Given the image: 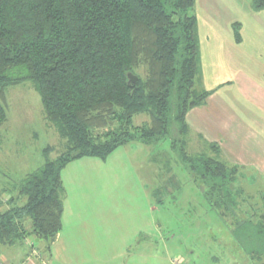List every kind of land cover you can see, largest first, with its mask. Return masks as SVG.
Listing matches in <instances>:
<instances>
[{
	"label": "trees",
	"instance_id": "1",
	"mask_svg": "<svg viewBox=\"0 0 264 264\" xmlns=\"http://www.w3.org/2000/svg\"><path fill=\"white\" fill-rule=\"evenodd\" d=\"M195 1L0 0V126L7 117L5 90L31 82L45 120L64 141L55 159L19 185L25 203L16 206L12 198L0 212L1 246L33 237L48 250L61 230L62 169L81 158L104 160L132 142L167 140L189 177L215 193L223 188L234 207L227 184L232 186L236 173L217 159L218 147L211 145L213 155L193 156L181 144L187 113L210 95L197 87V19L189 14ZM251 8L263 11L264 0H251ZM140 66L144 78L137 75L130 84L128 74L135 76ZM137 115L149 123L134 127ZM201 193L221 218L214 194ZM233 219L236 251L264 260V209L245 221Z\"/></svg>",
	"mask_w": 264,
	"mask_h": 264
},
{
	"label": "crops",
	"instance_id": "2",
	"mask_svg": "<svg viewBox=\"0 0 264 264\" xmlns=\"http://www.w3.org/2000/svg\"><path fill=\"white\" fill-rule=\"evenodd\" d=\"M238 12L239 22L232 23L238 26V38L233 28L211 26V17L204 22L205 29L197 21V80L210 95L187 113L183 142L187 146L196 140L210 154L211 145H216L220 162L240 168L248 183L255 182L254 174L263 188L264 10L254 12L247 0ZM126 147L104 160L81 158L62 169L61 230L46 250V260L37 257L29 262L27 253L17 264H152V260L172 264L166 253L152 255L147 250L153 238L161 236L154 215L159 208H153V192ZM245 171L251 176L245 177ZM254 212L259 210H245L247 217Z\"/></svg>",
	"mask_w": 264,
	"mask_h": 264
},
{
	"label": "rangeland",
	"instance_id": "3",
	"mask_svg": "<svg viewBox=\"0 0 264 264\" xmlns=\"http://www.w3.org/2000/svg\"><path fill=\"white\" fill-rule=\"evenodd\" d=\"M246 1L196 0L189 14L196 17L201 29L208 28V25L204 26V22L211 17V26L236 30L233 22H239L238 10L243 8ZM135 74L144 78L145 68L140 66ZM197 87L204 90L205 85L197 84ZM4 97L7 117L0 126V212L9 208L8 201L12 198L16 206L25 203V199L18 194L19 185L27 175L43 166L46 160L55 159L63 151L64 145L57 129L45 120L39 94L31 82L7 88ZM148 123L149 119L145 115H137L133 119L134 127ZM185 138L182 137L181 144L187 154H210L196 140H189L187 148V143L183 142ZM125 146L127 152L133 154V160L140 168L144 183L153 192V208H159L154 215L160 225L161 236L153 238L149 249L147 248L152 255L164 252L172 264H264V260L251 259L240 250L237 252L230 234L233 215L237 220L245 221V210L249 207L252 211H260L264 207V187L262 188L254 174L252 181L255 182L248 183L246 178L240 176V168L227 166L236 173L232 186L227 184L228 191L233 195L231 200H235L234 207H229L230 200L221 194H224L222 187H218L222 189H217L218 192L215 193V190L207 188L196 176L189 177L171 151L167 140L150 145L132 142ZM243 174L245 177L251 176L248 171ZM239 189L244 191V195L234 194ZM201 192L214 194L210 195L212 203L219 207L217 211L222 214L221 218L205 204ZM228 208L232 211L227 213ZM223 214L226 216L223 217ZM19 244L11 247L0 245L1 256L8 260L5 261L0 256V264L20 263L27 253L29 262H36L34 259L37 257L46 258L45 243V247L40 246L42 248H38L33 240ZM137 249L138 247L135 251ZM151 262L157 264L156 260Z\"/></svg>",
	"mask_w": 264,
	"mask_h": 264
},
{
	"label": "water",
	"instance_id": "4",
	"mask_svg": "<svg viewBox=\"0 0 264 264\" xmlns=\"http://www.w3.org/2000/svg\"><path fill=\"white\" fill-rule=\"evenodd\" d=\"M138 78L136 76H134L133 74H128V81L130 84H135L137 82ZM30 241H32L33 239L30 238ZM36 242H38V240H36Z\"/></svg>",
	"mask_w": 264,
	"mask_h": 264
}]
</instances>
